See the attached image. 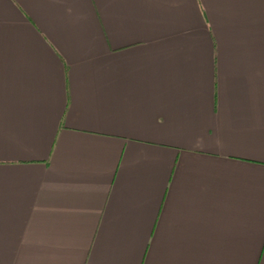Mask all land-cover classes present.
Here are the masks:
<instances>
[{
	"label": "crops",
	"instance_id": "0c3cea01",
	"mask_svg": "<svg viewBox=\"0 0 264 264\" xmlns=\"http://www.w3.org/2000/svg\"><path fill=\"white\" fill-rule=\"evenodd\" d=\"M0 264H264V0H0Z\"/></svg>",
	"mask_w": 264,
	"mask_h": 264
}]
</instances>
